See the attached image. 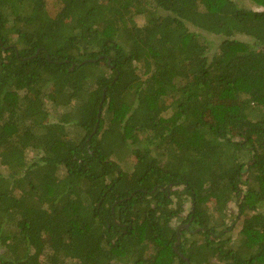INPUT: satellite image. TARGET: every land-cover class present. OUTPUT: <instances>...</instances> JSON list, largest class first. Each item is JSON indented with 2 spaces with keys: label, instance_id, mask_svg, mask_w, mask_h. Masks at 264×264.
Masks as SVG:
<instances>
[{
  "label": "trees",
  "instance_id": "16d2710c",
  "mask_svg": "<svg viewBox=\"0 0 264 264\" xmlns=\"http://www.w3.org/2000/svg\"><path fill=\"white\" fill-rule=\"evenodd\" d=\"M0 164V264H264V10L0 0Z\"/></svg>",
  "mask_w": 264,
  "mask_h": 264
},
{
  "label": "rangeland",
  "instance_id": "374dc122",
  "mask_svg": "<svg viewBox=\"0 0 264 264\" xmlns=\"http://www.w3.org/2000/svg\"><path fill=\"white\" fill-rule=\"evenodd\" d=\"M238 2L242 6H244L246 8H249L251 10H255V11L264 10L262 7H259L257 4L253 3L250 0H238ZM137 22H138L139 25H144L146 23V17L145 16H138L137 17ZM192 30H194V29H192ZM197 32L199 33L201 41H208V43L210 45V53H209L210 55L209 56L212 58L213 55L216 54L219 51V46L221 45L223 38L219 37V36H214L212 34H209V33L203 32V31H199V30ZM238 38L239 39H243L244 37H238ZM47 92H49V90H47ZM45 103H46V107H47V110H48L50 118H51V122H58L60 117H62V115H64L65 113L69 112L70 111L69 109H71V108H69V109L68 108H64L63 106L58 107L52 101H50L49 99H46ZM72 132H73L74 136H78L79 135V132L76 129H74V128H72ZM36 154L37 153L35 151L30 150L28 152V158L31 160V159H33L36 156ZM134 163H135V159L132 156H129V157H127V162H125V163L123 162L122 166L124 168H126L128 171H132ZM0 172L4 173V174H7L6 168L3 167L1 164H0ZM185 208H186V212H184V217L190 212L191 203L188 202L186 204ZM236 213H238L237 212V201H232L229 204V207H228L226 215L224 216L228 225L231 222H233ZM179 223L181 225L182 221L181 220H178V221L174 220L173 221V225H175V226L178 225ZM180 227H182V225ZM228 237H229L228 235L225 236L226 239ZM231 237H232V239H234V241L235 240H239V228L237 226L235 227V230H234L233 234L231 235Z\"/></svg>",
  "mask_w": 264,
  "mask_h": 264
},
{
  "label": "water",
  "instance_id": "95a60500",
  "mask_svg": "<svg viewBox=\"0 0 264 264\" xmlns=\"http://www.w3.org/2000/svg\"><path fill=\"white\" fill-rule=\"evenodd\" d=\"M73 68H74V67H73ZM73 68H72V69H73ZM72 69H71V70H72ZM185 227H186V228H189V225H187V226H185ZM180 242H181V239H180V237H179V238H178V241H177V244H176V246H175V251H176V252L182 257V259H184L185 261L188 262V264H190V263H189V260H188L187 258H185L184 255H182V254L179 253V244H180Z\"/></svg>",
  "mask_w": 264,
  "mask_h": 264
},
{
  "label": "flooded vegetation",
  "instance_id": "af4514ba",
  "mask_svg": "<svg viewBox=\"0 0 264 264\" xmlns=\"http://www.w3.org/2000/svg\"><path fill=\"white\" fill-rule=\"evenodd\" d=\"M187 226V225H186Z\"/></svg>",
  "mask_w": 264,
  "mask_h": 264
}]
</instances>
